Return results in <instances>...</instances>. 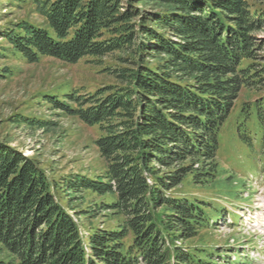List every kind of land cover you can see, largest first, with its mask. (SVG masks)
Here are the masks:
<instances>
[{"label": "trees", "instance_id": "trees-1", "mask_svg": "<svg viewBox=\"0 0 264 264\" xmlns=\"http://www.w3.org/2000/svg\"><path fill=\"white\" fill-rule=\"evenodd\" d=\"M17 1L36 6L42 22L0 28V60L117 54L106 69L116 82L38 101L99 126L97 175L53 179L0 139V264H250L242 247L203 239L227 209L182 186L229 196L244 187L220 158L229 125L261 164L250 172L264 171V0ZM15 72L0 66V78ZM243 90L256 96L239 103ZM88 192L101 201L71 208ZM100 215L116 223L94 227Z\"/></svg>", "mask_w": 264, "mask_h": 264}, {"label": "rangeland", "instance_id": "rangeland-1", "mask_svg": "<svg viewBox=\"0 0 264 264\" xmlns=\"http://www.w3.org/2000/svg\"><path fill=\"white\" fill-rule=\"evenodd\" d=\"M35 7L29 1L21 5L17 0H0V28L22 18L42 22ZM258 36L264 39V31L259 32ZM1 44L4 42L0 38ZM116 55H88L73 64L53 58H43L37 64L1 59L0 66L14 67L17 72L8 78H0V139L9 141L25 155L37 157L53 179L79 173L99 174L105 167L94 143L101 135L99 126L86 124L62 110L53 109L44 101H38L44 93L63 94L76 90L84 94L115 83L116 80L106 69L117 65ZM255 96L253 91L243 90L238 102ZM26 117L46 119L48 123L43 128L27 125L21 121ZM234 128V125H229L223 130L225 135L221 138L220 158L223 166L236 174L238 179H245V185L237 195L219 194L211 186L195 187L188 182L189 178L182 187L203 197L213 198V203L227 209L218 228L205 232L203 239L242 247L250 255V264H264V171L250 172L253 165L259 170L261 164L247 158L248 149L235 138ZM63 200L68 201L69 196H63ZM100 201L101 198L88 192L84 201L76 199L68 202L77 211L91 208L95 202ZM229 213L237 214L236 220ZM107 219L100 215L90 223L94 227H111L116 223ZM82 222L85 230H88L89 221Z\"/></svg>", "mask_w": 264, "mask_h": 264}]
</instances>
